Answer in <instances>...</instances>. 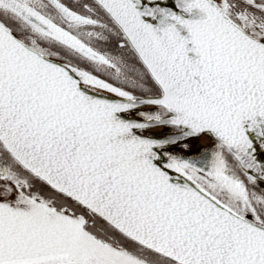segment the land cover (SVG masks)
Here are the masks:
<instances>
[{
  "label": "snow or ice",
  "instance_id": "1",
  "mask_svg": "<svg viewBox=\"0 0 264 264\" xmlns=\"http://www.w3.org/2000/svg\"><path fill=\"white\" fill-rule=\"evenodd\" d=\"M0 264H264V0H0Z\"/></svg>",
  "mask_w": 264,
  "mask_h": 264
}]
</instances>
